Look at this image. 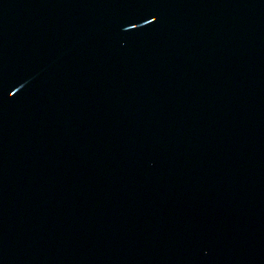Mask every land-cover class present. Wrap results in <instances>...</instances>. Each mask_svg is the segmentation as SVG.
<instances>
[{
    "label": "water",
    "instance_id": "95a60500",
    "mask_svg": "<svg viewBox=\"0 0 264 264\" xmlns=\"http://www.w3.org/2000/svg\"><path fill=\"white\" fill-rule=\"evenodd\" d=\"M0 264H264V0H0Z\"/></svg>",
    "mask_w": 264,
    "mask_h": 264
}]
</instances>
